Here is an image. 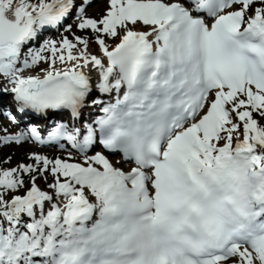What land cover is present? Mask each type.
I'll use <instances>...</instances> for the list:
<instances>
[{
  "label": "snow or ice",
  "instance_id": "snow-or-ice-1",
  "mask_svg": "<svg viewBox=\"0 0 264 264\" xmlns=\"http://www.w3.org/2000/svg\"><path fill=\"white\" fill-rule=\"evenodd\" d=\"M0 117V264H264V0H0Z\"/></svg>",
  "mask_w": 264,
  "mask_h": 264
},
{
  "label": "trees",
  "instance_id": "trees-1",
  "mask_svg": "<svg viewBox=\"0 0 264 264\" xmlns=\"http://www.w3.org/2000/svg\"><path fill=\"white\" fill-rule=\"evenodd\" d=\"M11 150H12L11 147H9V148H7L6 150H4L3 154H4V153H9Z\"/></svg>",
  "mask_w": 264,
  "mask_h": 264
},
{
  "label": "rangeland",
  "instance_id": "rangeland-1",
  "mask_svg": "<svg viewBox=\"0 0 264 264\" xmlns=\"http://www.w3.org/2000/svg\"><path fill=\"white\" fill-rule=\"evenodd\" d=\"M99 6H102V5H98L97 7H99Z\"/></svg>",
  "mask_w": 264,
  "mask_h": 264
}]
</instances>
